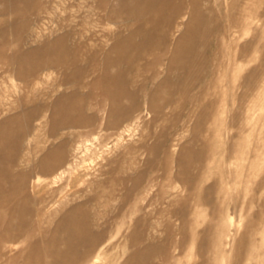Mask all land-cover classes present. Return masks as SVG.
<instances>
[{
  "label": "rangeland",
  "instance_id": "374dc122",
  "mask_svg": "<svg viewBox=\"0 0 264 264\" xmlns=\"http://www.w3.org/2000/svg\"><path fill=\"white\" fill-rule=\"evenodd\" d=\"M27 1L0 0V127L19 118L0 134V264H28L29 257L64 264L61 236L52 237L58 258L47 239L76 206L91 233L76 264H91L100 251L95 264H264V0H203L207 20L184 43L199 55L189 91L168 104L169 91L159 90L187 18L167 31L163 65L149 70L156 49L140 62L138 105L116 121L101 67L93 73L97 65L86 58L104 59L114 34L126 31L106 20L109 9L124 12L135 1L37 0L26 17ZM69 30L75 53L60 66L16 73L46 61L27 55ZM75 57L87 68L77 82L89 121L69 119L52 133L53 110L41 106L71 90L63 72ZM27 100L39 107L32 121L23 119ZM60 143L64 161L44 163ZM146 246L153 250L145 259Z\"/></svg>",
  "mask_w": 264,
  "mask_h": 264
},
{
  "label": "bare ground",
  "instance_id": "6f19581e",
  "mask_svg": "<svg viewBox=\"0 0 264 264\" xmlns=\"http://www.w3.org/2000/svg\"><path fill=\"white\" fill-rule=\"evenodd\" d=\"M117 1L118 3H125V0ZM134 1L135 4H128V7L124 8V12H119L116 6L109 9V12L106 14V20L113 24H123L124 27H126V31H119L114 34L115 44L106 54L105 58L99 60L94 55L86 58L87 63L93 62L97 65H95L96 67L94 68L93 73H96L99 70V65L101 67V86L103 87L105 94L115 105L112 110V118L114 121H116L121 114L129 113L133 107H137L138 105V98L134 91V77L142 74L143 69L140 68L139 64L146 59L145 57L148 55L147 52L151 49L161 51V54L154 56L153 61H148L149 70H151L154 65L158 64L159 67L163 65L168 56L167 31L179 27L183 20L187 18L188 21L185 22L187 35L180 38L178 43H176L174 51L168 59L169 65L167 66L166 72L168 73V77L159 85L161 93L169 91L166 99L167 103H173L176 93L186 94L187 91H189L192 78L197 77L199 74L197 70L193 69V65L199 56L198 50L194 43L188 47L184 46V43L196 27L207 20L206 12L202 7L203 0ZM27 2H29V4L27 3L29 6H26L20 12L24 13L26 17H30L35 14L38 4L37 0H28ZM100 5L103 6L102 1H100ZM73 36L74 31H66L59 35L57 39L47 41L43 45L29 52L28 55H26L30 60L37 56H47L48 58L46 61L30 64L31 67L26 71L21 65V67L15 69L16 73L20 76L26 77L28 75L34 76L45 73L47 69H56V67L60 66L61 59H67L65 55L75 53V50L69 46V41ZM52 54H58L59 56L54 60L50 58V55ZM84 60L85 59H78L75 57L67 61L69 64L67 63L68 66L63 73L66 82L71 84V90L61 91L53 102L44 103L41 106L44 108L50 107L53 110V113L49 118L51 122L50 131L52 133H57L60 129H63L65 123L68 122L69 119L72 122H75L78 126L85 125L89 121V117L82 113L83 99L78 90L79 80L87 74L86 65L82 64ZM6 68L7 71H9L11 67L7 65ZM159 75L160 72L157 73L156 77H159ZM156 94H158V92ZM143 96L148 99V92L144 91ZM155 98L156 96L154 95L151 99L150 105L154 111L158 109ZM127 102H129V105H127ZM26 104L27 110L23 119L26 121H32L37 117L39 109L38 104H34L32 100H27ZM18 119V117L10 118L7 126L18 122ZM6 127L4 125L0 127V134L4 133ZM65 158V147L60 143L49 149L44 157V163L47 164L52 159H57L63 162ZM71 167L73 166H70L69 170ZM3 171H6V169ZM9 223L12 226V222ZM82 224L84 225L83 227ZM10 225H8V227ZM54 235L61 236L58 243L60 242V245L63 246L61 251L66 253L65 258L62 259L64 260L63 263L76 264L80 255L82 243L90 241L87 237L88 235H91L88 229L87 217L79 216L77 206L72 207L63 215L62 222L57 226L55 232L50 235L49 239H47V246L49 247L48 249L50 253L58 258L59 251L57 252L55 248H58L59 246L55 244L56 242L52 238ZM152 250L153 249L150 246H146L141 250V254H143L146 259L149 257ZM100 255L101 251L91 264H95ZM145 262L146 261H144V263ZM28 264H32V259L30 257L28 259Z\"/></svg>",
  "mask_w": 264,
  "mask_h": 264
}]
</instances>
